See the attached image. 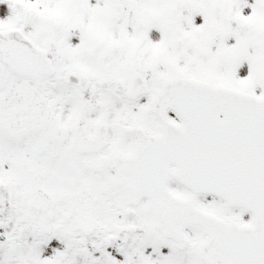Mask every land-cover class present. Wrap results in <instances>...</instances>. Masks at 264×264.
<instances>
[{"label":"snow or ice","instance_id":"1","mask_svg":"<svg viewBox=\"0 0 264 264\" xmlns=\"http://www.w3.org/2000/svg\"><path fill=\"white\" fill-rule=\"evenodd\" d=\"M0 264H264V0H0Z\"/></svg>","mask_w":264,"mask_h":264}]
</instances>
